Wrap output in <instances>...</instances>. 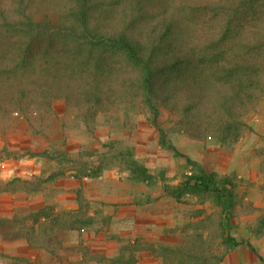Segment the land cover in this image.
<instances>
[{
  "label": "rangeland",
  "instance_id": "374dc122",
  "mask_svg": "<svg viewBox=\"0 0 264 264\" xmlns=\"http://www.w3.org/2000/svg\"><path fill=\"white\" fill-rule=\"evenodd\" d=\"M259 4L229 14L180 10L179 17L209 30L203 36L222 38L234 13L231 32L243 41L248 33L264 30V0ZM230 44L228 36L222 48ZM94 60L84 68L92 74ZM99 60L102 69L96 65V75L110 83L109 109L78 110L71 93L68 104L56 99L51 110L41 105L30 111L32 116L48 113L37 115L35 122L19 110L0 111V219L15 217L37 227L69 216L58 255L24 239L0 236V264H20L8 256L35 264H118L128 259L131 264H202L193 259L202 253L208 256L206 264H264V95L244 115L239 141L225 150L215 137L199 139L182 131L178 114L166 106H159L157 115L151 111L138 90L132 92L138 72L123 56L110 53ZM77 66L83 68L84 62H73L72 68ZM88 78L93 81L89 73ZM57 150L67 156L53 157ZM43 151L49 156L34 155ZM74 160L88 162L90 169ZM133 162L146 168L147 177L134 171ZM200 168L235 181L230 207L214 192L189 189L188 176ZM13 179L31 184L22 188L17 183L13 192L4 187ZM166 188L181 191L171 195ZM193 237L202 240V251L193 250Z\"/></svg>",
  "mask_w": 264,
  "mask_h": 264
},
{
  "label": "trees",
  "instance_id": "16d2710c",
  "mask_svg": "<svg viewBox=\"0 0 264 264\" xmlns=\"http://www.w3.org/2000/svg\"><path fill=\"white\" fill-rule=\"evenodd\" d=\"M228 1L0 0V111L9 114L19 110L29 114L30 123L35 122L37 115L48 113L36 111L32 116L30 111L41 105L51 110L56 99L68 104L71 93L78 110L83 106L96 112L109 109L113 98L107 95L106 87L110 83L105 77L99 80L97 67L102 66L101 57L117 53L138 72L132 92L138 90L151 111L157 115L159 106L164 105L178 114L182 131L199 139L215 137L223 149L231 150L245 128L244 115L264 95V30L248 33L242 37L244 42L238 39L231 32L234 13L259 7L260 0H231L232 7ZM199 9L234 12L226 21L222 38L203 36L209 30L195 28L194 23L179 17L183 13L180 10ZM228 36L231 44L222 48ZM64 44L72 46L71 51ZM80 48H85L86 54H79ZM92 57L98 76L84 69ZM73 62H84V67L72 68ZM214 75L218 78L212 79ZM166 145L178 154L175 146ZM54 153L57 158L67 156L60 150ZM34 155L49 156V151ZM73 163L90 169L88 162ZM137 165L134 171L147 177L146 168ZM17 183L22 188L31 184L13 179L4 187L15 192ZM186 185L196 193H216L228 207L236 187L230 177L219 178L217 173L202 168L188 176ZM177 189L181 191H166L176 195ZM63 217L41 222L37 227L15 217L0 219V236L7 241L24 239L31 247L58 255L66 242L63 231L69 221V216ZM191 239L193 250L204 249L200 238ZM187 256L191 258V254ZM8 258L20 264H35L25 257ZM193 259L206 264L208 256L202 253ZM118 264L131 262L128 259Z\"/></svg>",
  "mask_w": 264,
  "mask_h": 264
}]
</instances>
